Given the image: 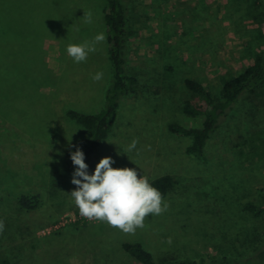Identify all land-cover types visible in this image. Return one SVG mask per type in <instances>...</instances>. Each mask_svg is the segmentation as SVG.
Wrapping results in <instances>:
<instances>
[{
	"label": "rangeland",
	"instance_id": "374dc122",
	"mask_svg": "<svg viewBox=\"0 0 264 264\" xmlns=\"http://www.w3.org/2000/svg\"><path fill=\"white\" fill-rule=\"evenodd\" d=\"M106 8V0H0V264H140L124 243L141 244L157 263L252 264L264 222L245 207L264 205V159L251 165L243 152L252 141L264 149V100L245 96L229 112L207 161L188 155L191 139L170 126L203 122L182 112L188 102L205 107L187 79L219 97L264 52V0H129L128 69L137 89L121 99L89 173L110 156L113 167L136 169L150 182L173 177L166 211L149 214L135 233L82 217L70 196L69 149L87 131L66 110L95 114L105 106ZM101 32L106 39L96 51L74 63L67 45ZM24 196L37 197V208L24 210Z\"/></svg>",
	"mask_w": 264,
	"mask_h": 264
},
{
	"label": "trees",
	"instance_id": "16d2710c",
	"mask_svg": "<svg viewBox=\"0 0 264 264\" xmlns=\"http://www.w3.org/2000/svg\"><path fill=\"white\" fill-rule=\"evenodd\" d=\"M107 8L104 20L107 30L108 56L111 62V79L106 91L105 106L95 114H87L67 109L66 116L83 126L87 131V136L78 145L85 153V162L90 167L91 157L102 146L108 138L115 124L120 101L125 97L132 96L137 89L138 80L129 73V43L133 36V29L128 22L129 0H106ZM186 87L196 96L201 98L205 107L192 103H185L182 112L191 118H203L199 127H186L182 125H171L170 131L173 134L191 139V144L187 148V154L199 160L207 161L206 149L213 134L220 127L229 112L245 97L251 96L254 99L264 100V52L259 54L254 62L235 78L226 81L222 87L219 97L213 96L207 88L199 81L187 79ZM260 144L256 141L246 142L243 152L249 164L253 165L264 159V149L257 147ZM74 150V148L72 149ZM74 171L72 162L69 166L70 179ZM165 198L174 188L175 181L172 176H164L151 181ZM21 207L26 211L37 208V197H21L19 200ZM252 217L264 222V205L258 206L248 203L245 207ZM123 250L135 258L140 264H230L226 259L220 262L207 263L205 259H164L157 263L154 256L139 244L124 243ZM251 258L247 263L256 261L264 264V232L261 234L259 243L252 249ZM250 257V256H249ZM260 260V261H259Z\"/></svg>",
	"mask_w": 264,
	"mask_h": 264
},
{
	"label": "clouds",
	"instance_id": "9594fccd",
	"mask_svg": "<svg viewBox=\"0 0 264 264\" xmlns=\"http://www.w3.org/2000/svg\"><path fill=\"white\" fill-rule=\"evenodd\" d=\"M86 19L88 23L92 22L90 15ZM105 39V34L101 32L92 42L67 45L66 52L74 63H82L96 51L95 45ZM102 77L103 73L97 72L92 78L99 81ZM135 147L134 140L128 150ZM69 156L74 166L71 183L76 186L70 196L82 217L107 223L124 233H135L137 228L144 227L149 214L158 216L166 211L167 204L162 193L136 169L115 168V160L106 156L99 160L90 174L85 153L79 146L71 145ZM2 230L3 222L0 221Z\"/></svg>",
	"mask_w": 264,
	"mask_h": 264
}]
</instances>
